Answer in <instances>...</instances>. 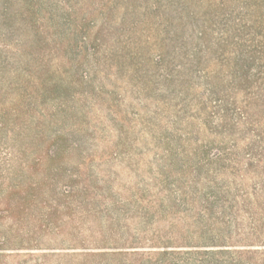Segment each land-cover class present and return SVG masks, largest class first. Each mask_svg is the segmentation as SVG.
I'll use <instances>...</instances> for the list:
<instances>
[{
    "label": "trees",
    "instance_id": "obj_1",
    "mask_svg": "<svg viewBox=\"0 0 264 264\" xmlns=\"http://www.w3.org/2000/svg\"><path fill=\"white\" fill-rule=\"evenodd\" d=\"M0 97L12 142L0 146V201L13 221L0 250L40 247L71 225L77 264H264V0H2ZM129 114L160 153L147 188L124 197L103 172L115 160L143 177ZM103 118L117 141L96 164L84 138L105 137ZM24 145L44 150L23 161ZM130 202H147L149 232H115L113 210ZM31 205L42 214L24 229ZM81 217L95 223L83 222L88 235L75 232Z\"/></svg>",
    "mask_w": 264,
    "mask_h": 264
},
{
    "label": "rangeland",
    "instance_id": "obj_2",
    "mask_svg": "<svg viewBox=\"0 0 264 264\" xmlns=\"http://www.w3.org/2000/svg\"><path fill=\"white\" fill-rule=\"evenodd\" d=\"M0 4H2V0H0ZM4 100L3 97H0V101ZM137 106V105H136ZM137 108H141V106H137ZM93 114H87L85 116L86 122H88L90 128H85V132H88L89 134H92L94 126V118ZM133 121V127L135 130L132 132L130 139L134 142H136V145L139 149H135L133 146L132 149L129 151V156L134 155L132 159H130L131 162H135L136 167L134 170L138 169L140 166V174L143 177H136L134 173H130L124 165L116 162L115 160L113 162L107 163V165L104 166V174L108 173L112 176L118 177V182H112L111 181V190L116 192L117 190L123 193L125 195L127 192V188H138L137 190L145 189L147 187H144V180L148 178L147 171L150 170L148 165L145 164H152L154 169L156 167L155 164V158L157 154L160 153V150H157V148L154 146L153 142L150 140L147 134L141 131L140 126L137 124L135 118L133 115L129 114ZM76 118L79 119V116H76ZM72 121H69L66 124V129L70 128V124H72ZM101 124L105 131V137L101 136H95L93 138L92 136H86L84 140H88L86 144L84 145L85 148H87V151L89 154H92L95 156V162L97 164L96 158H98L100 155L104 154V152L109 151L110 149L114 148V144L117 141V134L113 128H110L108 126L109 122L105 118L102 119ZM54 130V129H53ZM56 130V129H55ZM80 134V133H79ZM81 136H79L77 133L74 136V139L79 142ZM98 138V139H97ZM7 141L8 147L12 146L11 140H7L5 137L0 135V146L3 143ZM74 142V141H73ZM6 144V143H5ZM10 144V145H8ZM71 143H67L65 147L67 150H70ZM26 148L25 155L21 154L19 152V156L23 161H29V158L31 156H39V154L43 153L42 149L41 151H37L35 147L32 149H28L26 145H24ZM15 152H17V147L11 148ZM141 150V152H139ZM6 150H2L0 152V162H2V172L5 170L3 166V159L6 157ZM86 155V154H85ZM24 156V157H23ZM80 155H75L71 151H67L66 154L62 156V164L67 166L68 168H73V170H77V167H71V165L77 164L79 162ZM144 163V164H143ZM15 171L20 169V163L19 162H13L12 164ZM94 169L96 170V166L93 164ZM147 166V167H146ZM127 194L124 196L126 197ZM147 206V202L142 203H133L130 202L129 205L125 206V209H119V210H113V218L115 219V222L113 224V228L115 232L119 235L123 234L124 237H129L134 234H138V232H149L151 225L150 222L152 220V214L149 213L150 220H147L146 223L142 224L143 217L141 216V213L139 212V207ZM6 209V206L0 201V238L5 237L10 231V226H12L13 221L9 219L8 217H4V211ZM42 212H39L38 208H34L33 205L31 207L27 208L25 210V213L21 217L22 227L24 229H32L34 227L33 219L40 217ZM64 218V217H63ZM99 219V225L105 224L107 220L109 219L108 216L105 214L98 218ZM79 223V227L77 229L76 234L78 233L80 236L85 232L84 234L88 235L89 230H84V223H86L87 226H90L91 224H95L92 218H86L77 219ZM88 223V224H87ZM163 225L166 224V222L163 221ZM71 225H68L66 227V230L64 229V233L60 235H56L54 233H50L48 237H45V239L42 241V245L40 247H6L2 250H0V255L2 256L0 258V264H77V260H72L75 258H70L67 255L79 253L80 248L79 246L73 247L70 246L72 241H68V232L70 231ZM73 226V225H72ZM181 228H184L183 225H181ZM183 230V229H182ZM66 232V233H65ZM40 238V237H39ZM228 249L230 250H257L256 247H242V245L239 244H231L228 246ZM43 255H47V257H43ZM228 259L231 261V264H263L255 259L252 255H246L244 258H242V261L239 262V258L232 254L228 257Z\"/></svg>",
    "mask_w": 264,
    "mask_h": 264
}]
</instances>
